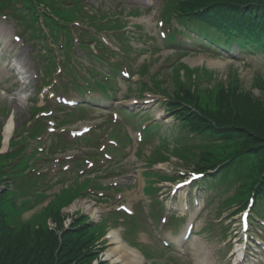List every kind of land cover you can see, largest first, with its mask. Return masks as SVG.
Here are the masks:
<instances>
[{
	"label": "rangeland",
	"instance_id": "374dc122",
	"mask_svg": "<svg viewBox=\"0 0 264 264\" xmlns=\"http://www.w3.org/2000/svg\"><path fill=\"white\" fill-rule=\"evenodd\" d=\"M147 0H142L141 3L139 2L140 7H144ZM264 1V0H263ZM143 32L148 34L149 36L153 37L158 43L160 41L156 37V29L154 23H152L149 26H144ZM168 49V48H167ZM165 53L171 52L164 51ZM176 56L173 55L171 59H175ZM192 58L193 60H191ZM204 59L207 65V62L209 61H218L221 63V66L219 68H211L214 73H217L220 77L224 78L222 75V71L224 68H230L232 65L235 70L238 71L241 81L244 85V96L246 97V101L248 102L251 100L254 103H262V100L264 99V92L259 89H253L250 87L251 81L256 73H262L264 75V70L262 68V65L264 63L263 55L258 56V58L253 59V61H250L249 59L245 60L243 57L236 56V54H220V55H212L207 54L204 52H200L197 49H189L188 56L183 58V61L188 63L190 67H194V63L198 61V59ZM262 59V62H260ZM260 62V63H259ZM259 63V64H258ZM196 65V63H195ZM252 88V89H251ZM264 90L263 88H260ZM40 209V208H39ZM207 212V215L205 214L204 221H213L218 217L217 212H213V208H211ZM73 212V211H72ZM64 213L68 216L70 214V210H66ZM37 216L34 214H26L25 217L22 218V220L19 223H16L14 226V229L11 231L12 234L16 235L18 231L23 229L26 226H29V228L32 230L33 228V222L36 221ZM44 218V216H43ZM42 220L39 219L38 222H41ZM44 223V222H43ZM45 228L47 230H53L54 225L50 224V222L44 223ZM204 239V242L196 241L193 244L194 248H198L201 255L197 258V261L200 264H226L225 261L227 257H219L216 255L215 251L221 247L220 241L212 242L208 240L205 237H202ZM116 254V253H115ZM116 254V258H117ZM177 263H183L186 264L185 259H174ZM164 262L157 261L156 264H163ZM0 264H50V261L48 260V249L46 248H38L36 244H30L26 249H23L22 246L17 245L16 243H10V242H3L0 241ZM111 264H120L118 261H113ZM144 264H147V262H144Z\"/></svg>",
	"mask_w": 264,
	"mask_h": 264
},
{
	"label": "trees",
	"instance_id": "16d2710c",
	"mask_svg": "<svg viewBox=\"0 0 264 264\" xmlns=\"http://www.w3.org/2000/svg\"><path fill=\"white\" fill-rule=\"evenodd\" d=\"M261 0H245V2H260ZM187 98L183 99L186 101ZM240 106L238 109V115L235 117L234 122L230 125L228 117L230 113H226L222 116L221 121L224 125V130L228 134L237 135L240 138L239 148L238 145L235 151L241 152H256L257 150L264 151V107H260L259 103H254L251 100L246 101L245 96H241L236 101V106ZM206 116L210 119L216 120V113L207 112ZM39 231H34L33 233L28 229H22L16 235H14L12 242L23 249H26L30 244H36L38 248L40 247L38 235ZM46 239H54L52 232L44 233Z\"/></svg>",
	"mask_w": 264,
	"mask_h": 264
},
{
	"label": "bare ground",
	"instance_id": "6f19581e",
	"mask_svg": "<svg viewBox=\"0 0 264 264\" xmlns=\"http://www.w3.org/2000/svg\"><path fill=\"white\" fill-rule=\"evenodd\" d=\"M192 63H194V62H192ZM207 66L210 68H216V67L219 68L221 66V63L218 61H209L207 63ZM8 132H9V127L6 129L5 136L8 135ZM137 257L138 256L136 255V253L127 247L126 248L124 247L122 249V252L120 253V258H122L124 261H126V264H133V263H131V260H135V259H137Z\"/></svg>",
	"mask_w": 264,
	"mask_h": 264
}]
</instances>
